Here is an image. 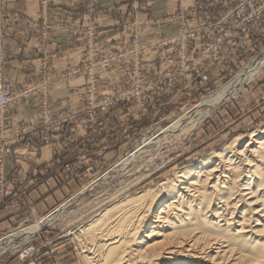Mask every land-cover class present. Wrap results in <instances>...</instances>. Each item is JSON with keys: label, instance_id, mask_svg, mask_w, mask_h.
<instances>
[{"label": "rangeland", "instance_id": "374dc122", "mask_svg": "<svg viewBox=\"0 0 264 264\" xmlns=\"http://www.w3.org/2000/svg\"><path fill=\"white\" fill-rule=\"evenodd\" d=\"M18 1L0 0V57L3 32L9 24L8 15L13 11L10 7ZM54 1L36 0V3L43 12ZM149 1L152 0H128L125 15L116 14L119 33L127 42L114 49L102 47L97 36L96 16L100 8L96 0H85L82 4L81 10L88 17L80 31L86 42L85 63L67 71L64 78H84L86 96L85 105L81 107L86 113L85 118L78 117L75 112L52 116L48 104L43 101L38 115L32 122L29 120L32 123L29 127L10 133L5 119L7 110L32 98L39 88L33 85L17 91L10 82L0 78L1 85H11L14 98L10 106L0 111V238L65 205L56 223L44 227L31 241L14 251L0 249V264H85L83 257L94 253L88 240L95 228L85 233L83 229L111 208L114 200L153 189L170 181L178 171L194 169L201 163L212 164L215 160L206 162L230 148L233 140L237 139L235 148L241 150L251 133L256 135L264 130L262 66L235 95L214 109L204 111L186 135L177 139L169 137L170 143L168 139L166 142L142 143L176 118L192 114L201 101L226 85L264 51V0H194V6L178 7L176 12L161 19L133 17L142 8L145 10L142 14H145ZM169 24L176 27L173 36L164 38L163 33L158 32L156 39L140 41L141 35L150 27L162 29ZM36 30L44 54L51 35L72 33L79 36V32L72 31L66 23H52L46 19ZM105 38L107 42L109 37ZM197 43L199 47L195 51L192 47ZM34 57L32 53L26 54V59ZM77 118L85 121L86 133H76L73 140L70 137L74 133L66 132L65 128L73 125ZM58 134L65 137V146L55 152L52 163L38 166V169L33 165L38 176H28L27 188L18 191L16 176L5 177V159L12 146H21L34 154L37 149L52 147L58 141L55 140ZM261 137L264 139L263 135ZM136 147L141 149L135 158L124 168L114 170L116 164ZM28 157L34 158V155ZM200 178L203 180V175ZM199 186L204 187V183ZM37 189L41 195L26 203L27 213H19L10 198L14 197L19 203L26 192ZM38 204L44 205V210L36 215L32 209ZM213 205L211 201L206 220L213 218ZM182 209L184 207L179 211ZM230 212L223 214L226 219ZM238 220L234 219L235 222ZM234 221L229 223L228 229L237 232ZM219 223L225 227L223 221ZM142 225L133 235L136 240L150 230L146 223ZM80 230L87 236L79 235ZM239 233L248 237L249 242L256 243L258 250L264 249V229L260 226L253 223ZM153 238L160 241L157 236ZM190 240L170 247L175 250L187 248ZM211 240L221 243L225 239L219 236L201 240L192 249L196 253L202 249L205 260H199L200 264H233L240 255L245 260L240 259L239 264H256L249 261L245 251L233 245L221 256L211 254L208 248ZM20 242L17 240L15 244ZM260 254L264 255V252ZM184 255L176 257L173 264H192L193 260Z\"/></svg>", "mask_w": 264, "mask_h": 264}, {"label": "bare ground", "instance_id": "6f19581e", "mask_svg": "<svg viewBox=\"0 0 264 264\" xmlns=\"http://www.w3.org/2000/svg\"><path fill=\"white\" fill-rule=\"evenodd\" d=\"M262 66L264 51L226 85L201 101L192 114L187 113L176 118L160 128L157 135L142 143L154 140L166 142L169 137L177 139L186 135L195 127L197 119L205 113L204 111L214 109L235 95L251 81ZM261 135L264 136V130L256 135L251 133L249 141L241 150L235 148L237 139L233 140L230 148L215 154L206 162L215 160L212 167L209 166L212 164H198L194 169L176 172L170 181L163 182L153 189H146L131 197L120 196L114 200L111 208L106 209L92 225L83 229L85 233L95 228L91 239L88 240L94 253L83 257L85 264H173L175 258L182 254L192 259V264H200L199 260L205 258L202 249L198 253L192 249L205 238L219 236L225 239L224 242L211 240L210 244L208 243L211 254L221 256L233 245L245 251L249 261L264 264V255L260 254L261 251L264 252V247L263 250H258L255 248L256 243L249 242L248 237L239 233L253 223L264 229V225H260V222H264V139ZM140 149L138 147L133 153H127V157L116 164L114 170L124 168ZM203 183L204 187H200ZM211 201L215 207L211 213L212 220L216 221L206 220ZM181 207H184L183 212L179 211ZM64 209L65 205H62L56 212L4 235L0 238V249H19L20 245L31 241L44 227L52 225ZM228 210L231 212L226 219L223 214ZM235 218H238L240 223L235 222ZM221 221L224 222V228L218 225ZM232 221L237 223V232L228 229ZM145 223L150 230L142 238L134 239L133 235ZM79 232V235L83 233L81 230ZM156 236L160 239L159 242L154 240L153 237ZM188 238L192 240L187 244V248L175 250L170 247L181 244ZM17 240L21 241L20 244H15ZM164 255L171 257L165 258ZM240 259L245 260V257L240 255L234 259L233 264H239Z\"/></svg>", "mask_w": 264, "mask_h": 264}, {"label": "crops", "instance_id": "0c3cea01", "mask_svg": "<svg viewBox=\"0 0 264 264\" xmlns=\"http://www.w3.org/2000/svg\"><path fill=\"white\" fill-rule=\"evenodd\" d=\"M84 1L55 0L50 8L43 12L39 11L36 0H19L16 5L9 6L13 11L8 15L9 24L5 28L1 40L0 78L10 82L17 91L33 85L39 88L32 98L24 99L7 110L5 119L10 133H16L29 127L32 124L29 123V120L32 122L35 115H38L40 104L43 101L48 104L49 113L52 116L75 112L78 117L85 118L86 113L81 107L85 105L86 96L84 78H64L67 71H72L85 63L83 58L85 57L86 42L80 33L88 19L85 12L81 10ZM96 2L100 8V13L96 16V31L97 36L101 39L102 47L118 48L127 42V39L119 33L116 14L120 12L125 15L128 0H96ZM192 6H194V0H152L147 4L149 9L145 14H142L145 12L142 8L133 17L161 19V17L176 12L178 7L187 9ZM113 10L117 12H110ZM44 19L52 23H66L72 31H78L79 36L75 37L72 33L51 35L44 54L36 30V27ZM146 31L140 37V41L143 43L156 39L158 32H162L164 38H169L176 33V27L169 24L162 29L150 27L147 33ZM107 36L109 38L106 42L105 37ZM198 47L197 43L192 48L196 51ZM28 53L34 54L35 57L26 59ZM42 85H46V88ZM65 131L74 133L70 139L75 140V136L78 135L76 133H86L85 121L81 122L77 118L73 125H68L65 128ZM55 140L58 141L52 147L37 149L34 154L21 146H12L11 153L5 159V177L16 176L15 178L19 180L16 187L18 191L27 188L28 176H38L36 175L38 174L37 170L33 171V165H35V169H38V166L52 163L55 159V152L65 146L64 143L67 142L65 137L60 134L55 137ZM33 155L34 158L28 157ZM40 189L30 191V193L26 192L25 198H20L19 203L15 202L17 199H13L14 197L10 198V201H13L19 213H27L29 210L26 208V203L38 198V194L41 195ZM43 208L44 205L38 204L32 209V212L37 215V213L43 212Z\"/></svg>", "mask_w": 264, "mask_h": 264}, {"label": "built area", "instance_id": "2783aa9c", "mask_svg": "<svg viewBox=\"0 0 264 264\" xmlns=\"http://www.w3.org/2000/svg\"><path fill=\"white\" fill-rule=\"evenodd\" d=\"M13 99L14 98H13L11 85L9 84L1 85L0 84V111H4L7 106H10L12 102L14 101Z\"/></svg>", "mask_w": 264, "mask_h": 264}, {"label": "water", "instance_id": "95a60500", "mask_svg": "<svg viewBox=\"0 0 264 264\" xmlns=\"http://www.w3.org/2000/svg\"><path fill=\"white\" fill-rule=\"evenodd\" d=\"M112 170H113V168L111 170H109V171H112Z\"/></svg>", "mask_w": 264, "mask_h": 264}]
</instances>
